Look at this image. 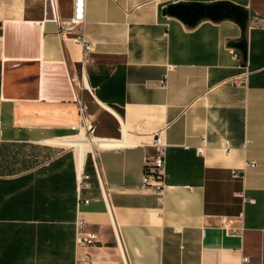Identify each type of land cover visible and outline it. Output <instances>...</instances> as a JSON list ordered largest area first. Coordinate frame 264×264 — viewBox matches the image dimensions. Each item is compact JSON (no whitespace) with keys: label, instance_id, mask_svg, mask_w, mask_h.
Listing matches in <instances>:
<instances>
[{"label":"crops","instance_id":"0c3cea01","mask_svg":"<svg viewBox=\"0 0 264 264\" xmlns=\"http://www.w3.org/2000/svg\"><path fill=\"white\" fill-rule=\"evenodd\" d=\"M217 2L245 18L162 12ZM70 15V0H58L57 21L42 0H0V143L53 151L0 175V264H75L84 253L88 264H264V0H84L82 81ZM74 95L97 119L100 181L88 152L80 192L79 216L97 235L89 246L73 229L77 158L49 145L75 130ZM156 131L160 199L141 184Z\"/></svg>","mask_w":264,"mask_h":264},{"label":"built area","instance_id":"2783aa9c","mask_svg":"<svg viewBox=\"0 0 264 264\" xmlns=\"http://www.w3.org/2000/svg\"><path fill=\"white\" fill-rule=\"evenodd\" d=\"M71 1V15L62 21L64 23V32L68 35L69 39L76 44H79L82 49L81 58L79 60V76L82 81L83 72L85 65L90 62V43L85 40L82 33V22H83V8L84 0H70ZM46 12L50 17L57 21L58 19V0H42ZM227 52L231 57L236 58V54L232 48H228ZM241 80L244 81L245 77H241ZM239 80L238 77L232 79L233 82ZM74 101L77 107V119L78 122L75 125H72V129H79L83 127L86 131V135L93 131V123L87 118L85 113V108L83 103L80 101L79 97L74 95ZM149 146L153 149L152 153L144 154L142 157V173H141V184L143 186L149 187L154 194L157 195L158 199L161 197V193L164 187L163 177L165 173V143L161 135V131H156L153 136ZM222 146H227V141H222ZM89 155L92 160V164L97 173V164L94 153L89 150ZM197 152H200V148H197ZM249 166H252V162L247 163ZM234 177H240L238 171L232 172ZM97 178L100 181L99 175L97 173ZM89 175L83 171V167L79 172L75 170V217L73 220V229L75 241L78 246H89L95 244L97 241V235L94 232H91L86 229L85 221L79 216L80 207L83 204L88 202V199L82 197L81 189L85 187ZM232 232H236L235 229H230ZM242 260H246L245 257ZM90 261V255L84 253L82 258L77 259L75 264H88Z\"/></svg>","mask_w":264,"mask_h":264},{"label":"rangeland","instance_id":"374dc122","mask_svg":"<svg viewBox=\"0 0 264 264\" xmlns=\"http://www.w3.org/2000/svg\"><path fill=\"white\" fill-rule=\"evenodd\" d=\"M92 123L97 119L87 115ZM77 125V124H76ZM80 129V130H79ZM72 131L68 137L55 140L49 143L53 149L62 148L69 151L76 158L82 157L90 150L89 138L83 127ZM92 131L89 137L93 136ZM2 144V143H1ZM4 144V143H3ZM10 145L0 146V174L12 175L21 170L24 166H32L38 162H42L43 158H48L53 151L45 150L42 144H26V143H7Z\"/></svg>","mask_w":264,"mask_h":264},{"label":"water","instance_id":"95a60500","mask_svg":"<svg viewBox=\"0 0 264 264\" xmlns=\"http://www.w3.org/2000/svg\"><path fill=\"white\" fill-rule=\"evenodd\" d=\"M162 12L163 14L169 13L183 18L187 16V20L189 21H192L198 17H206L212 20L221 17H229L238 22L240 18H245L246 15L245 9L222 2H217L212 5H201L199 3H189L186 5L175 4L167 6L166 9ZM234 45H236L241 50L242 57L244 58L245 43L236 42L229 44V46Z\"/></svg>","mask_w":264,"mask_h":264},{"label":"bare ground","instance_id":"6f19581e","mask_svg":"<svg viewBox=\"0 0 264 264\" xmlns=\"http://www.w3.org/2000/svg\"><path fill=\"white\" fill-rule=\"evenodd\" d=\"M89 140H90V142H89L90 150H92V147L94 145L96 146V143L90 137H89ZM83 159H84V156H82V157L78 156L77 159L74 160V167H75V170L77 172H79V170L81 169Z\"/></svg>","mask_w":264,"mask_h":264},{"label":"trees","instance_id":"16d2710c","mask_svg":"<svg viewBox=\"0 0 264 264\" xmlns=\"http://www.w3.org/2000/svg\"><path fill=\"white\" fill-rule=\"evenodd\" d=\"M7 145H10V144H7V143H0V146H7ZM38 164V163H37ZM36 165V164H35ZM32 166H34V165H32ZM32 166H24L23 168H21V170L20 171H18V172H16V173H14V174H17V173H20L21 171H24V170H27L28 168H31ZM1 175V174H0ZM13 175V174H12Z\"/></svg>","mask_w":264,"mask_h":264}]
</instances>
